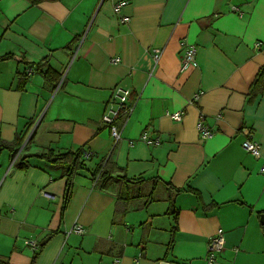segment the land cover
I'll use <instances>...</instances> for the list:
<instances>
[{"label": "crops", "instance_id": "obj_1", "mask_svg": "<svg viewBox=\"0 0 264 264\" xmlns=\"http://www.w3.org/2000/svg\"><path fill=\"white\" fill-rule=\"evenodd\" d=\"M115 1L0 0V141H22L15 154L0 152V260L30 264L28 241L37 248L53 233L36 264H204L207 241L221 230L214 264H264V92L249 100L264 67V0H123L120 14ZM182 40L196 46L197 66L180 71ZM154 48L161 56L150 74ZM47 67L57 72L54 82ZM118 84L129 87L133 108L117 118L122 139L114 143L101 116ZM175 111L180 121L170 117ZM200 117L214 131L208 139H200ZM144 132L160 143L139 141ZM247 136L259 158L243 149ZM47 149L91 152L66 203L60 165L31 157L28 169L13 166ZM102 161L120 167L116 174L181 190H165L178 215L174 222L169 214L159 251L145 250L158 209L168 214L157 202L166 201L119 203L137 210L144 226L150 221L148 231L128 237L133 226L116 213V186L98 187L91 176ZM74 223L82 234L67 233Z\"/></svg>", "mask_w": 264, "mask_h": 264}, {"label": "trees", "instance_id": "obj_2", "mask_svg": "<svg viewBox=\"0 0 264 264\" xmlns=\"http://www.w3.org/2000/svg\"><path fill=\"white\" fill-rule=\"evenodd\" d=\"M32 4H37L42 1H54V0H29ZM43 74L45 76L46 81L48 82H54L57 79V72L54 69H51L47 67L44 71ZM264 92V67H262L255 79L253 80L250 89H249V100L252 98L256 97L259 93ZM22 141H19V139L11 142V143H3L0 141V152L4 149H10L13 154L16 153L17 149L15 146L20 145ZM81 151L82 149H77V150H67L64 152L60 153H54L52 149H47L46 151H43L41 153H36V154H23L20 157L16 158V160L13 163V166L17 169L21 170H26L29 167V162L28 159L31 157H37L40 159H45L48 162L56 165H60L63 168V175L66 176V189H65V203L69 200L72 192V183H73V178L77 174V172L84 167L83 161L84 159L81 158ZM120 170V167H118L114 162L111 161H102L99 165H97V168L95 171L91 173V176L95 177V182L97 183L98 187L105 188L110 184L117 186L119 184H125V194H122L120 190H118L117 193V198H116V213H123L126 212V210H121L120 204H129L130 202H135V205H141L143 206L146 204L147 200H145L142 204L141 201L138 199L141 198L143 195H145V192L143 194L142 188L139 187L142 184L149 185V188H151V193L154 191V188L156 186L155 182H158L160 179L154 178L153 180H148L145 178H128L125 174H116L117 171ZM115 174V175H113ZM153 183V185L151 184ZM164 185L167 189H173L175 190V193H179L181 190L178 188L173 187L169 182H164ZM131 185H138V189L135 191H129V186ZM142 191V192H141ZM135 193V194H134ZM151 193H147V195L150 196L151 199ZM198 194V193H197ZM152 200V199H151ZM64 203V204H65ZM140 206V207H141ZM127 209V208H126ZM167 213L173 216V220L177 219L178 211L175 209L174 205V199L172 198V201L169 202ZM175 228V227H173ZM173 232V231H171ZM53 233H50L46 239L41 241L34 250L30 264H36V260L38 257L39 251L42 249L44 244L47 242L48 238L52 235ZM172 244V240L167 245L168 250L170 249V246ZM0 264H8L2 260H0Z\"/></svg>", "mask_w": 264, "mask_h": 264}, {"label": "built area", "instance_id": "obj_3", "mask_svg": "<svg viewBox=\"0 0 264 264\" xmlns=\"http://www.w3.org/2000/svg\"><path fill=\"white\" fill-rule=\"evenodd\" d=\"M125 2L123 0L115 1L113 4V9L116 13L120 14L121 8L124 6ZM232 10L236 11L240 16L242 12L237 8L232 6ZM121 23H125L127 21L126 16H120L119 18ZM182 46V54L180 57V71L187 70L189 68L197 66L196 62V46L193 43L187 42L185 40H182L180 42ZM259 42L255 43L254 46L258 47ZM161 56V49L154 48L151 50V58H152V69L150 70V74L152 73L153 69L157 65L159 59ZM110 62L116 63L118 62V58H110ZM33 69L26 68L25 74L30 75L32 74ZM130 89L129 87L118 84L115 85L112 89L111 95L107 101L106 107L104 112L101 116V123L106 126L109 129L110 136L114 143H117L122 139L120 129L116 125V120L120 116H127L132 108L133 103L129 102V96H130ZM198 98V94H194L192 97V100H196ZM170 117L176 121H180L182 118V112L181 111H175L170 114ZM202 118L200 117L197 122V129L199 132L200 139H208L214 135V131H212L210 128H208L205 124L202 122ZM139 141H142L149 145H157L160 143V139L157 137H149L146 132L142 133L138 139ZM135 140H128V144L131 146L135 143ZM242 147L243 149L254 156L255 158H259V144L254 141L251 137L247 136L242 141ZM91 155V152L86 149H82L81 151V158L86 159ZM260 172L264 173V164L259 169ZM77 233L82 234L84 232L83 227L79 223H74V225L67 231V233ZM225 244V237L223 231L219 230L214 235L210 236L207 241V254L205 258L204 264H214L216 260V256L218 253H220ZM28 245L33 249L36 250V242L29 240Z\"/></svg>", "mask_w": 264, "mask_h": 264}, {"label": "rangeland", "instance_id": "obj_4", "mask_svg": "<svg viewBox=\"0 0 264 264\" xmlns=\"http://www.w3.org/2000/svg\"><path fill=\"white\" fill-rule=\"evenodd\" d=\"M36 123L33 124V127ZM30 130H33L30 129ZM153 185V183H151ZM125 184H119L116 186V192L118 193V190H120V187H121V190L120 192L122 194H125L124 191H125ZM142 188V191H143V194L145 192V195H143L141 198H139L138 200L141 201V202H144L145 200H148V201H166V202H157L159 205H161V207L163 206L164 208H167V206L169 205V202L172 201V195L169 193V194H166L164 187L162 185H156L155 188H154V191L151 193V188H149V185L146 184H142L141 186H139ZM136 189H138V185H131L129 186V191H135L136 192ZM141 191V192H142ZM151 193V199H150V196L147 195V193ZM168 193V192H167ZM135 194V193H134ZM166 195H168L169 197L166 198ZM136 203L133 202L132 205H135ZM160 210V214L159 215H156L154 218L155 219V223H154V226L155 228H153L151 230V233L154 234V240L152 241V243H149L147 246L150 247V249H146L145 251L148 252V254H153L155 253L156 251H159L160 249H162V241L166 242L167 241V227H168V222L170 221V217H169V214H164V210L165 209H158ZM128 211V212H127ZM126 211L127 215H128V218L127 220H131V223L132 225H128L129 226H133V228L131 229V227H129V232L127 233V236L128 237H132L134 238V236H141L142 234V231H141V228L143 229V231H148L149 228H150V221H148L145 226L144 224L142 223H139L140 219L137 217V210L133 209L132 207H130L128 210ZM142 210H138V212H140ZM146 210H143V213H144V217L145 218H148V215L145 213ZM145 223V222H144ZM142 224V226H141ZM120 225L122 226V228L124 229V221H121L120 222ZM122 229V230H123ZM68 231V230H67ZM135 236V237H136ZM124 239V236H122V240ZM136 241H138L137 238H135ZM34 241V240H32ZM36 242V241H35ZM165 244V243H164ZM148 248V247H147ZM33 251V249H31Z\"/></svg>", "mask_w": 264, "mask_h": 264}, {"label": "water", "instance_id": "obj_5", "mask_svg": "<svg viewBox=\"0 0 264 264\" xmlns=\"http://www.w3.org/2000/svg\"><path fill=\"white\" fill-rule=\"evenodd\" d=\"M262 220V219H261ZM159 264H165L164 262H160Z\"/></svg>", "mask_w": 264, "mask_h": 264}]
</instances>
